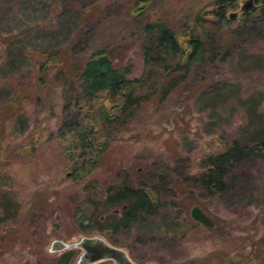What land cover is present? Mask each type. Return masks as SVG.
<instances>
[{
    "label": "rangeland",
    "instance_id": "rangeland-1",
    "mask_svg": "<svg viewBox=\"0 0 264 264\" xmlns=\"http://www.w3.org/2000/svg\"><path fill=\"white\" fill-rule=\"evenodd\" d=\"M210 1L152 0L136 12L130 0H0V264H78L79 247L51 249L52 241L86 234L124 248L138 264H264V156L234 164L222 190L210 191L199 178L206 154L234 139L246 142L253 127L264 125V20L255 0L257 20L226 30L216 57L193 67L164 100L156 94L128 120L105 127L112 138L88 174H70L54 136L62 105L78 91L70 69L76 62L105 46L118 64L129 65V76H138L144 24L156 12L168 15L185 46L186 26ZM244 1L229 10L232 25L241 23ZM53 51L69 62L65 71L57 69L37 95L12 109L15 91L34 87L29 82ZM68 77L70 85L62 80ZM121 181L153 187L158 207L126 228L83 232L76 206L88 213L95 205L103 219L112 208L101 209L102 198ZM195 203L213 227L190 217ZM66 249L73 257L61 263Z\"/></svg>",
    "mask_w": 264,
    "mask_h": 264
},
{
    "label": "trees",
    "instance_id": "trees-1",
    "mask_svg": "<svg viewBox=\"0 0 264 264\" xmlns=\"http://www.w3.org/2000/svg\"><path fill=\"white\" fill-rule=\"evenodd\" d=\"M237 1L211 0V7L202 12L198 10L193 16V25L186 26L185 46L177 38L172 19L156 12L155 17L144 24V71L138 76H129V65L118 64L111 50L105 46L93 49L87 59L76 62L70 68L72 76L78 81V91L68 96L62 105L64 116L58 122L54 136L61 143L64 164L73 177H83L96 167L99 156L107 149L112 138L111 131H105V127L128 120L142 102L154 98L156 94L159 100H164L193 67L219 54L225 44L223 37L226 30L233 34L236 28L245 27L257 20L250 7L242 10L241 23L232 25L235 15L231 16L229 10L237 6ZM150 2L152 0H130V8L139 12ZM255 2L258 4L260 18L264 20V0ZM45 60L37 68L34 81L29 82L34 87L26 94L18 89L15 91L11 98L14 104L12 109L19 107L22 99L28 98V94L37 95L43 85L51 82L52 73L59 68L63 73L69 64L60 52L47 53ZM48 68L51 73L41 78L40 72ZM71 79L68 77L62 80L70 85ZM248 110L256 114L253 104L248 105ZM253 128L252 137L248 141L239 142L234 139L224 149L208 153L201 159L199 178L210 191L224 189L225 176L241 159L264 156V125ZM101 203V209L112 208L103 219L97 217L95 205L88 213L76 206L77 222L83 232L90 233L105 227L112 230L126 228L135 219L153 212L159 200L153 187L142 185L135 188L131 183L121 181L109 186ZM73 253L72 249L61 252L60 262L68 263ZM98 264L107 262L102 260Z\"/></svg>",
    "mask_w": 264,
    "mask_h": 264
},
{
    "label": "water",
    "instance_id": "water-1",
    "mask_svg": "<svg viewBox=\"0 0 264 264\" xmlns=\"http://www.w3.org/2000/svg\"><path fill=\"white\" fill-rule=\"evenodd\" d=\"M250 7H252V0H245L242 4V8L248 9ZM230 14L233 16L235 12H231ZM124 206L123 204L122 207ZM189 215L195 221L208 227H213L215 225V222L196 203L191 205ZM70 247H79L81 249L77 257L78 264H92L102 260H112L113 264H138L131 259L124 248L108 242L98 234L82 235L79 239L72 242L54 239L51 245V249H65ZM143 264L155 263L148 262Z\"/></svg>",
    "mask_w": 264,
    "mask_h": 264
}]
</instances>
